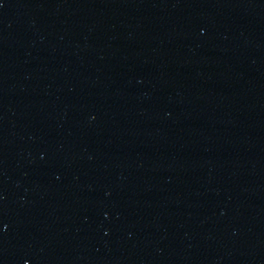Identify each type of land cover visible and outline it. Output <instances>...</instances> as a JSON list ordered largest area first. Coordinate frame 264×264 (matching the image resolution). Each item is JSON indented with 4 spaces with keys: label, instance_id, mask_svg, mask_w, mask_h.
<instances>
[{
    "label": "water",
    "instance_id": "95a60500",
    "mask_svg": "<svg viewBox=\"0 0 264 264\" xmlns=\"http://www.w3.org/2000/svg\"><path fill=\"white\" fill-rule=\"evenodd\" d=\"M0 264H264V0H0Z\"/></svg>",
    "mask_w": 264,
    "mask_h": 264
}]
</instances>
